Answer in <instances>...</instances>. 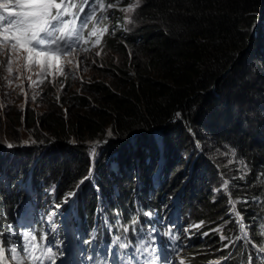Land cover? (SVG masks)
<instances>
[{
    "label": "clouds",
    "instance_id": "clouds-1",
    "mask_svg": "<svg viewBox=\"0 0 264 264\" xmlns=\"http://www.w3.org/2000/svg\"><path fill=\"white\" fill-rule=\"evenodd\" d=\"M103 2L113 4L99 13L107 19L102 18L98 28L106 26L108 31L95 47L96 37L87 35L91 25L82 33L89 41L82 47L89 51L80 53L79 69L76 59L71 64L62 61L64 74H57L53 67L41 84L39 68L33 67L24 70L21 79H13L11 86L2 79L7 72L0 73V245L19 250L24 234L31 233L40 245L38 255L47 248L55 253L43 264H105L104 259L110 264H178L181 259L185 264H249V258L251 264H264V251L258 250L264 248V164L251 162L236 138L262 141L264 104L249 108L246 118L238 114L232 120L236 107L231 111L228 105L216 113V119L224 117L233 127L210 120L208 113L191 121L188 111L176 107L159 122L123 133L108 128L84 142L56 137L52 131L41 133L42 117L53 115L58 122H68L75 111H95L103 100L119 95L126 87L120 80L123 72L135 76L149 57L154 42L144 31L158 25L150 16L151 0ZM126 7L132 10H121ZM250 14L254 20L244 33V44L253 49V55L247 57L241 49L235 58L243 57V64L261 68L262 76L251 82L262 102L264 0ZM228 70L224 68L201 94L211 93ZM236 123L246 128H236ZM182 127L190 145L176 131ZM210 127L217 129L214 134L208 133ZM220 135L225 138L217 141ZM71 158L79 160L78 169L73 179L64 182L54 173L53 163L66 165ZM90 168L91 178L84 179ZM225 180L227 191L223 190ZM43 190L52 194L39 197ZM202 197L224 205L210 215L202 212ZM229 199L236 202L235 212L242 217L247 238ZM201 222V227H193ZM221 235L228 239L222 241ZM120 243L128 247L121 248ZM226 243L229 246L224 248ZM4 264L11 262L5 259Z\"/></svg>",
    "mask_w": 264,
    "mask_h": 264
},
{
    "label": "trees",
    "instance_id": "trees-1",
    "mask_svg": "<svg viewBox=\"0 0 264 264\" xmlns=\"http://www.w3.org/2000/svg\"><path fill=\"white\" fill-rule=\"evenodd\" d=\"M261 1L151 0L150 16L158 25L144 31L154 44L149 49L148 59L140 65L142 68L136 69L135 76H126L123 72L120 80L126 87L119 95L103 100L95 111H75L68 122H58L53 115L42 117L41 133L52 131L56 137H73L84 142L108 128L123 133L137 125L159 122L176 107L188 111L191 121L206 113L210 120H215L216 113L225 111L227 105L231 111L236 107L232 120L238 114L246 118L249 108L264 104L253 87L255 83L251 82L262 76L261 68L253 63L243 64V57L235 56L241 49L247 57L253 55L252 48L246 49L244 33L249 32L254 20L250 12ZM255 61L261 63L262 60ZM224 68L229 70L215 89L208 95L201 94L221 76ZM228 93L230 97L226 96ZM216 120L233 127L224 117ZM54 127H58L59 132L51 130ZM216 130L210 127L208 133L214 134ZM176 131L184 136L182 139L187 145L191 144L183 127ZM35 136L43 137L39 133ZM222 138L225 137L220 135L215 139L221 141ZM236 138L241 139V146L251 162L264 164V138L259 143L246 136ZM211 144L215 149L213 141ZM64 154L71 155L68 151ZM78 162L73 158L66 160V165L54 161V173L69 182L74 178ZM200 203L202 212L210 215L224 205L223 202L211 204L206 197H202Z\"/></svg>",
    "mask_w": 264,
    "mask_h": 264
},
{
    "label": "snow or ice",
    "instance_id": "snow-or-ice-1",
    "mask_svg": "<svg viewBox=\"0 0 264 264\" xmlns=\"http://www.w3.org/2000/svg\"><path fill=\"white\" fill-rule=\"evenodd\" d=\"M112 7L113 4L105 5L103 0H91V2L90 0H0V73L6 71L8 74L2 79L7 81L8 86H11L13 79H21L24 70L35 67L39 68L37 77L39 83L42 84L44 82L42 77L47 70L55 67L57 74L63 75L62 61L71 64L74 59L77 60L76 68L79 69L80 53L89 51L88 48L82 47V44L89 42L82 36V33L91 25V30L87 31V35L96 37L93 47L100 44V36L107 33L108 29L106 26L102 29L98 28L101 19H107L106 16L101 17L99 13ZM86 8L89 9L88 12H85ZM121 10L130 12L132 8L126 7ZM95 54L99 56L101 53L96 52ZM36 83L37 81H32V84ZM176 115L179 117L180 114ZM109 135H111L110 132ZM12 146L8 145V147ZM95 148L96 145H93V155ZM92 172L93 169L90 168L89 175L84 179H90ZM80 183H83V180ZM223 190H228L227 180L224 181ZM72 195L75 193H69V196ZM65 202H67V197ZM229 203L233 212L241 220L240 229L243 237L247 238L242 217L235 212L236 202L229 199ZM202 223L193 225V227L199 228ZM128 231L127 226L123 227L124 233ZM216 231L222 230L216 229ZM261 235H264V232ZM240 238L237 237V239ZM220 239L224 241L228 238L221 235ZM35 240L34 235L25 233V243L19 250L16 247L5 249L3 245H0V264H4L5 259L10 260L11 264H43L44 260H52L55 253L51 248L44 249L39 255L37 254L40 245L36 244ZM116 240L119 241L120 238L117 237ZM119 246L127 248L128 244L120 243ZM228 246L226 243L224 248ZM258 250L264 251V248ZM137 251H140V248H137ZM228 258L225 257V259ZM178 264H185V261L181 259ZM249 264H251V258H249Z\"/></svg>",
    "mask_w": 264,
    "mask_h": 264
},
{
    "label": "rangeland",
    "instance_id": "rangeland-1",
    "mask_svg": "<svg viewBox=\"0 0 264 264\" xmlns=\"http://www.w3.org/2000/svg\"><path fill=\"white\" fill-rule=\"evenodd\" d=\"M261 36V35H260ZM259 36H257V38H258ZM213 124H214V122H213ZM235 127L236 128H239V129H241V130H244V128H246V126H245V124H240V123H236L235 124ZM45 194H52V192L51 191H45Z\"/></svg>",
    "mask_w": 264,
    "mask_h": 264
},
{
    "label": "bare ground",
    "instance_id": "bare-ground-1",
    "mask_svg": "<svg viewBox=\"0 0 264 264\" xmlns=\"http://www.w3.org/2000/svg\"><path fill=\"white\" fill-rule=\"evenodd\" d=\"M183 137H184V136H183ZM183 137H182V138H183ZM44 193H45V190H43L41 193H39L38 196H39V197H42V196H43L42 194H44ZM103 262H104L105 264H110V261H109L108 259H104Z\"/></svg>",
    "mask_w": 264,
    "mask_h": 264
}]
</instances>
